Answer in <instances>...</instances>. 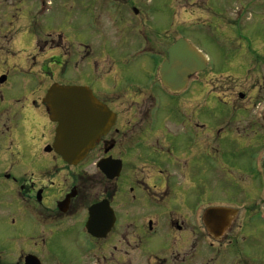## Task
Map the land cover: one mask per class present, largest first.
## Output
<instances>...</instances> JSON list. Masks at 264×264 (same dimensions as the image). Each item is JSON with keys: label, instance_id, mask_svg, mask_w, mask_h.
I'll use <instances>...</instances> for the list:
<instances>
[{"label": "flooded vegetation", "instance_id": "obj_1", "mask_svg": "<svg viewBox=\"0 0 264 264\" xmlns=\"http://www.w3.org/2000/svg\"><path fill=\"white\" fill-rule=\"evenodd\" d=\"M154 1L0 0V205L19 251L12 262L0 249V264H264V0H242L262 28L216 79L221 108L208 59L178 91L159 73L179 38L197 49L171 39L172 13L189 27L219 0ZM56 84L84 88L106 115L76 164L52 147ZM61 236L65 259L50 256Z\"/></svg>", "mask_w": 264, "mask_h": 264}, {"label": "rangeland", "instance_id": "obj_2", "mask_svg": "<svg viewBox=\"0 0 264 264\" xmlns=\"http://www.w3.org/2000/svg\"><path fill=\"white\" fill-rule=\"evenodd\" d=\"M234 2H237L239 7L237 13L230 16L231 10L236 6ZM242 2V0H219V8L217 7L218 11L216 14H207L206 12H203L202 18H199L201 21L198 20L197 24L193 23L191 26L188 24L189 27H186L187 22L181 27L183 20L178 15H173V13L171 15V39L175 35H183L208 59L207 70H205L202 75L204 79L212 80V83L209 81V85L216 84V88L212 93L213 102L210 105L218 108L224 107L225 105L223 98L226 94V88L218 87L217 83L221 82L218 81L216 83V79L218 77L224 79L231 78L229 76L233 74L235 60L241 59V61H243V59L247 57L246 54H248L249 51L248 44L243 37L244 33L246 32L251 38L256 37L260 34L262 28L260 14L258 12H247ZM154 4L163 7L165 2L163 0H155ZM227 10H229V12H227ZM67 15L68 13L66 10H59V16L63 18L64 22ZM187 20L190 19L188 18ZM74 31L82 34L84 28H74ZM30 67L31 65L25 67L24 73L29 74L30 76H35V66H33L32 69H29ZM53 70L54 69H52V71ZM57 78H59L57 80L63 84H66L68 81L67 74H64L63 76L59 75ZM7 186V182L0 180L1 202L5 201V196L1 192L3 191V188ZM6 208L7 205H0V249L4 251L9 249L10 252H7V255H10V259H6L8 261L16 262L19 254V251H17L18 247L13 249L14 242L8 240V237H10L15 229L9 226L6 217ZM49 246L50 256L64 259L67 255L72 254V248H74L71 242L63 236L59 238L55 237Z\"/></svg>", "mask_w": 264, "mask_h": 264}, {"label": "water", "instance_id": "obj_3", "mask_svg": "<svg viewBox=\"0 0 264 264\" xmlns=\"http://www.w3.org/2000/svg\"><path fill=\"white\" fill-rule=\"evenodd\" d=\"M168 60L159 69L164 85L171 91L181 90L189 74L205 69L206 59L184 38L167 49ZM50 120L57 123L53 149L69 164H76L93 146L104 130L106 115L103 108L79 86L53 85L44 97ZM105 117V118H104ZM216 209L207 210L213 214ZM26 258L25 264H33Z\"/></svg>", "mask_w": 264, "mask_h": 264}]
</instances>
